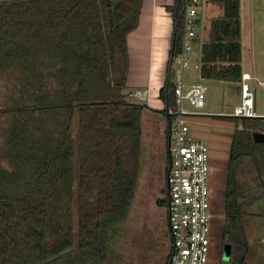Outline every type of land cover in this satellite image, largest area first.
<instances>
[{"label": "trees", "instance_id": "trees-1", "mask_svg": "<svg viewBox=\"0 0 264 264\" xmlns=\"http://www.w3.org/2000/svg\"><path fill=\"white\" fill-rule=\"evenodd\" d=\"M145 1L0 0V74H10L3 86L13 91L0 109V119L7 118L0 151V264L107 261L135 199L131 162L139 159L142 114L151 110L130 98L128 84V38L139 27ZM224 3L228 20L221 24L230 30L229 20L239 24V0ZM166 10L173 35L159 93L165 109L157 112L168 121L167 140L183 0ZM220 58L231 63L229 70L209 68ZM239 62L237 42L205 45L201 74L240 82ZM219 117L236 125L222 205V253L230 246V260L220 264H246L252 248L239 173L246 158L256 160L264 191L258 162L264 161V144L253 137L264 134V117ZM159 205L167 208V199Z\"/></svg>", "mask_w": 264, "mask_h": 264}, {"label": "rangeland", "instance_id": "rangeland-1", "mask_svg": "<svg viewBox=\"0 0 264 264\" xmlns=\"http://www.w3.org/2000/svg\"><path fill=\"white\" fill-rule=\"evenodd\" d=\"M240 18L244 29L245 46L248 48L252 42H257L259 45L264 43V34L260 33L259 35V31H264V0H240ZM161 43H157V46ZM169 47L170 40H166L161 48H156L155 60L151 61L153 64L149 63V61V65L147 64L142 68V71H144L142 78L138 79L131 76L130 79L133 87L134 84L136 86H143V84L147 86L148 79H150V92L145 89L140 91L142 94L144 90L147 92L146 99H134V102L144 103L150 106L151 110H145L142 114L143 134L139 159L136 162H131L133 165L135 164L137 173L135 199L128 219L120 226L118 235L112 241L108 259L104 264H165L171 253L172 241L168 229V210L165 206L159 205L162 200H165L167 195V179L165 175L168 158L166 140L168 121L164 115L157 112L165 109V105L158 98L162 78L159 68L162 67L163 69L165 65V60L170 51ZM131 49L133 50V47ZM173 67L175 70L180 68L176 62ZM197 73L192 68L187 69L186 78L193 77L197 79ZM9 75L8 73L0 74V109L7 107L9 100L13 96V91L3 86L10 81ZM257 80L263 81L260 78L248 84L253 91V85L256 86L255 106L257 107V113L262 114L264 113V88L258 87ZM205 85L208 91L206 94L207 106L203 110V114L191 116L189 122L192 133L197 131L199 135L205 136L201 138L203 140L201 142L207 144L210 152L211 150L213 151V147L215 151L218 146L220 147V151L217 153L218 156L212 157L211 152L210 166L212 172L209 180L211 203L217 206V208L212 206L214 218L211 231L209 264H220L221 261L229 262L230 260L225 252L222 253L221 236L224 219L223 192L225 190L226 168L233 132L230 127L201 126V124L193 122V118L207 116L208 112H213V110L218 113H229L231 108L239 101L241 95L238 92L236 93V91H232L230 85L225 87H219V83H206ZM222 85H226V83H222ZM185 107L188 111H193L187 103H185ZM6 120L7 118L5 117L0 119V151L4 147L5 142L3 130L7 125ZM213 120H225V118L218 116L213 118ZM221 137L224 139L219 142ZM207 138H209L208 141H210L211 145L204 141ZM256 162L252 158H246L239 173V182L243 195L241 199L244 201V208L248 211L246 212V219L254 220L251 225L252 228L254 226L253 233L250 232L249 234L250 242L254 249V258L250 260L252 263H260V259L264 258L260 255V250H264V240H262L261 232V229H264V193L257 181V174L254 172ZM258 162L264 176V161L258 158ZM253 211L256 214H252L251 212Z\"/></svg>", "mask_w": 264, "mask_h": 264}, {"label": "built area", "instance_id": "built-area-1", "mask_svg": "<svg viewBox=\"0 0 264 264\" xmlns=\"http://www.w3.org/2000/svg\"><path fill=\"white\" fill-rule=\"evenodd\" d=\"M201 0H183L182 50L177 57L179 69L175 75V107L169 109L170 173L167 177L169 194L168 228L172 241L169 264H209L213 222L210 193L211 152L207 144L196 140L189 119L200 116L206 108L207 87L198 82L187 85L185 72L192 67L197 39V24ZM195 69L200 65L195 64ZM252 78L243 75L241 102L231 113L223 116L236 118L259 117L256 112V95L249 86ZM264 87V82L257 81ZM130 93L131 99L145 100L144 90ZM146 95V96H145ZM187 103L193 111L185 107Z\"/></svg>", "mask_w": 264, "mask_h": 264}, {"label": "crops", "instance_id": "crops-1", "mask_svg": "<svg viewBox=\"0 0 264 264\" xmlns=\"http://www.w3.org/2000/svg\"><path fill=\"white\" fill-rule=\"evenodd\" d=\"M200 9H199V17H198V24H197V39L195 43V49L193 53L192 58V69L194 71H197L198 77L197 79H194L193 77L186 78V72H185V79L187 82V85H193L195 83L201 82L203 84L206 83H219V87H225L227 85L231 86L232 91H236L241 95V83H242V77L243 75H249L252 79L249 82H253L255 79H262L264 81V43L258 44L257 42H252L251 45L248 46V48L245 46V36H244V29L243 25L240 22V0H239V13H238V22L233 23L231 20H229L230 24V30H227L226 28H223L222 22L227 19V10L225 8L224 0H201L200 1ZM174 3V0H146L144 4V10H142V14L140 17V23L139 27L131 33V35L128 38V45H129V51H130V72H129V78H128V84L133 90H147L150 92V79H148L147 86L143 84V86H136V84H131V76L141 79L142 78V68H144L148 62L153 64L151 62L152 60H155L156 56V48H161L166 40H170V50L172 46V35H173V22L172 17L169 12H167L166 8L169 6H172ZM228 20V19H227ZM236 32L235 37H233V33ZM260 33L264 34V31H259ZM226 34H229L230 36H227ZM258 35V36H259ZM221 39V40H219ZM237 42L239 44L240 49V70H241V81H229V80H219L212 77H204L201 74V68L204 65L202 63L203 59V47L205 45L213 44V43H230V42ZM162 42V43H161ZM157 43H161L159 46H157ZM133 47V50L131 49ZM145 49V51H144ZM134 53V54H133ZM170 58V51L168 52V56L165 60V65L162 69V67L159 68L162 74L161 78V84H160V90L164 85L165 82V75L168 67V62ZM177 60V58H176ZM175 62L177 63V61ZM174 62V63H175ZM199 64L200 68L195 69L194 65ZM149 65V64H148ZM211 65L216 66L217 72H222L230 69L231 63L228 60H223L222 58L218 59L216 62L211 63ZM151 69V68H150ZM176 71L174 69V75H176ZM213 72V70H212ZM212 75H215L212 73ZM175 81V77H174ZM259 81V80H257ZM261 81V82H263ZM135 83V82H134ZM222 83H226V85H222ZM257 83V82H256ZM258 85V84H257ZM254 86V93H256V86ZM259 88H264L260 85H258ZM208 92V91H207ZM160 93V91H159ZM159 98V97H158ZM160 101V100H159ZM162 102V101H160ZM241 102V97L239 101L234 105H238ZM163 104V102H162ZM255 104H256V98H255ZM164 105V104H163ZM233 106V107H234ZM233 107L231 108L230 112L232 111ZM257 112V107H256ZM209 114L207 116L197 117L193 118V122L201 124V126H224V127H230L232 132L235 131V123L231 120H213V118H216L218 116L227 115L229 113H223V112H208ZM213 115V116H210ZM215 115V116H214ZM217 115V116H216ZM259 117H264V113L258 114ZM205 117V118H204ZM198 120V121H195ZM232 125H229V124ZM207 124V125H206ZM197 132V131H196ZM193 131L194 137L196 140L203 141L201 138L205 137L204 135H199V133H196ZM233 135V134H232ZM210 138V137H209ZM204 140L210 144V141ZM224 138L221 137L219 139V142L222 141ZM232 142V137L231 141ZM218 146V145H217ZM231 147V144H230ZM220 151V147L218 146L217 150L215 151V148L213 147L212 157L218 156V152ZM230 152V148H229ZM229 159V157H228ZM254 204V203H253ZM246 211L245 208V213ZM252 214H256L255 211L251 212ZM247 217V213H246ZM252 217V216H249ZM254 218V217H253ZM253 219H245L246 222V231H247V238L249 240L250 246L252 248V253L250 257L247 260L246 264H262L264 262V258L260 259V263H252L250 260H252L254 257V249L253 245L250 242V232L253 233V228L251 225L254 223ZM256 221V220H255ZM169 229V228H168ZM262 232V240H264V229H261ZM260 255L264 257V250H260Z\"/></svg>", "mask_w": 264, "mask_h": 264}, {"label": "water", "instance_id": "water-1", "mask_svg": "<svg viewBox=\"0 0 264 264\" xmlns=\"http://www.w3.org/2000/svg\"><path fill=\"white\" fill-rule=\"evenodd\" d=\"M168 116H169V114H168ZM170 127L171 126H169V129H170ZM253 137H254L255 142L264 144V134L263 133H255L253 135ZM169 143H170V137H168V144ZM169 173H170V164L168 167L167 177H168ZM224 252L227 254V257L229 258L230 257V246H226Z\"/></svg>", "mask_w": 264, "mask_h": 264}, {"label": "flooded vegetation", "instance_id": "flooded-vegetation-1", "mask_svg": "<svg viewBox=\"0 0 264 264\" xmlns=\"http://www.w3.org/2000/svg\"><path fill=\"white\" fill-rule=\"evenodd\" d=\"M169 126H170V121H169ZM169 137V136H168ZM168 139H167V150H168ZM169 164H170V158H169V154H168V158H167V172H168V167H169ZM166 179H167V174H166ZM262 190V189H261ZM263 191V190H262ZM264 193V191H263ZM165 199H167V205L169 204V194H168V186H167V195L165 196ZM255 202V200H254ZM252 202V203H254Z\"/></svg>", "mask_w": 264, "mask_h": 264}]
</instances>
